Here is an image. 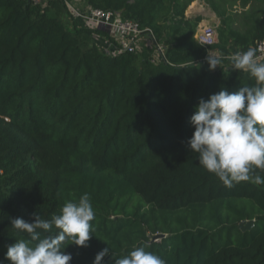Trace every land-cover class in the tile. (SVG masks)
Instances as JSON below:
<instances>
[{
  "label": "trees",
  "instance_id": "trees-1",
  "mask_svg": "<svg viewBox=\"0 0 264 264\" xmlns=\"http://www.w3.org/2000/svg\"><path fill=\"white\" fill-rule=\"evenodd\" d=\"M193 1L86 0L151 32L161 54L137 59L107 54L100 29L67 27L61 0H0L2 264L8 245L30 241L11 218L50 219L85 193L93 236L64 250L70 264H92L104 248L102 264H115L136 246L165 264H264V184L225 186L186 145L200 98L254 84L245 71L209 70L206 58L264 39V0H202L218 19L207 47L193 36L202 15H186ZM245 220L253 225L242 231Z\"/></svg>",
  "mask_w": 264,
  "mask_h": 264
},
{
  "label": "clouds",
  "instance_id": "clouds-1",
  "mask_svg": "<svg viewBox=\"0 0 264 264\" xmlns=\"http://www.w3.org/2000/svg\"><path fill=\"white\" fill-rule=\"evenodd\" d=\"M209 70L220 64V58L207 56ZM231 69L247 72L254 80L252 86L229 92L221 88L207 99L200 98L194 106L189 123L194 129L186 140L189 151L198 154V163L218 177L225 186L234 182L253 180L264 184L255 170H264V62H258L256 50L233 54ZM95 211L87 193L78 200H66L59 214L43 219L33 213L32 222L21 217L11 218L15 229L27 233L24 239L7 246L4 259L10 264H70L69 245L87 247L93 236ZM51 233V235H42ZM109 248L99 251L92 264H102ZM2 264V262H0ZM115 264H165V261L146 246H136Z\"/></svg>",
  "mask_w": 264,
  "mask_h": 264
},
{
  "label": "built area",
  "instance_id": "built-area-1",
  "mask_svg": "<svg viewBox=\"0 0 264 264\" xmlns=\"http://www.w3.org/2000/svg\"><path fill=\"white\" fill-rule=\"evenodd\" d=\"M33 4L44 7L48 5L52 0H30ZM70 9L74 16V22L80 27H93L107 30L109 39L114 40L117 45L114 54L120 52H135L137 49V42L139 36L147 32L149 39L156 47L157 55L161 54L163 48L156 43L153 35L148 29H142L133 19H126L121 16L119 11L105 10L97 7L90 6L88 4L79 8L71 3L69 0H61ZM194 38L198 44L207 47L217 42L216 24L214 23H201L197 26L194 32ZM256 50L258 62H264V39L258 40L252 47ZM107 54L108 51H106ZM242 51H237L240 53ZM233 53V54H236ZM110 54V55H114ZM233 54H229V58Z\"/></svg>",
  "mask_w": 264,
  "mask_h": 264
},
{
  "label": "rangeland",
  "instance_id": "rangeland-1",
  "mask_svg": "<svg viewBox=\"0 0 264 264\" xmlns=\"http://www.w3.org/2000/svg\"><path fill=\"white\" fill-rule=\"evenodd\" d=\"M85 2H86V0H80L81 5H78V7L79 8L83 7ZM193 5H195L199 9L191 10V6H193ZM51 6H52V4L50 5V7ZM75 6H77V5H75ZM186 13L188 16H192V15H196V14L202 15L203 20L200 22V24L201 23H214V24L218 23V22L217 23L214 22V12L202 0H195V1L191 2L186 9ZM60 16L63 19L64 23H67L69 26H71L73 23H75L74 22L75 18H74L72 12L70 11V9L68 7L63 9ZM216 19H217V17H216ZM101 30L103 32H105V30H103V29H101ZM113 43L115 44V46L117 45L116 42H113ZM147 50L152 51L151 52L152 56L155 55V57L158 58L157 51L154 50V44L149 39L147 32H144L138 38L137 49H136L134 54L136 55V58L138 59L142 55V52L147 51ZM228 55L229 54H227V53L219 52L217 49H212L209 52V56H216V57L220 58L221 62L219 64V66H217L216 68L222 67L223 69H227L228 67H231V58H229Z\"/></svg>",
  "mask_w": 264,
  "mask_h": 264
},
{
  "label": "crops",
  "instance_id": "crops-1",
  "mask_svg": "<svg viewBox=\"0 0 264 264\" xmlns=\"http://www.w3.org/2000/svg\"><path fill=\"white\" fill-rule=\"evenodd\" d=\"M71 3L73 5H81L80 4V0H71ZM85 5V4H84ZM187 15V13H186ZM188 16V15H187ZM214 22L217 23L218 20L216 19V16L214 14ZM67 27H71L69 26L67 23H66ZM90 28H93V27H90ZM97 29H100V28H97ZM101 30V29H100ZM105 35H102V34H95L93 37H94V40L96 42V44L100 47H102L103 49H105L106 51H108L109 54H114V52L116 51V47H115V44L113 42H115L114 40L112 39H109L108 35H107V30H105Z\"/></svg>",
  "mask_w": 264,
  "mask_h": 264
},
{
  "label": "water",
  "instance_id": "water-1",
  "mask_svg": "<svg viewBox=\"0 0 264 264\" xmlns=\"http://www.w3.org/2000/svg\"><path fill=\"white\" fill-rule=\"evenodd\" d=\"M253 225V220H245L238 223V228L242 231L250 229ZM163 236L162 234H158L155 236V238Z\"/></svg>",
  "mask_w": 264,
  "mask_h": 264
},
{
  "label": "bare ground",
  "instance_id": "bare-ground-1",
  "mask_svg": "<svg viewBox=\"0 0 264 264\" xmlns=\"http://www.w3.org/2000/svg\"><path fill=\"white\" fill-rule=\"evenodd\" d=\"M195 9H199V8L196 7L195 5L191 6V10H195Z\"/></svg>",
  "mask_w": 264,
  "mask_h": 264
}]
</instances>
